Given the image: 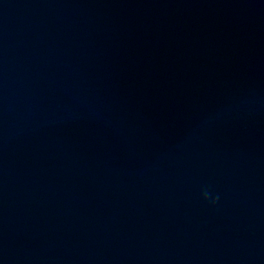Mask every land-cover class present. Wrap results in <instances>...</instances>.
<instances>
[{
  "label": "water",
  "instance_id": "95a60500",
  "mask_svg": "<svg viewBox=\"0 0 264 264\" xmlns=\"http://www.w3.org/2000/svg\"><path fill=\"white\" fill-rule=\"evenodd\" d=\"M0 264H264V0H0Z\"/></svg>",
  "mask_w": 264,
  "mask_h": 264
},
{
  "label": "clouds",
  "instance_id": "9594fccd",
  "mask_svg": "<svg viewBox=\"0 0 264 264\" xmlns=\"http://www.w3.org/2000/svg\"><path fill=\"white\" fill-rule=\"evenodd\" d=\"M200 195L204 201L210 202L213 205L217 202L218 199V197H212V199L209 200V189L207 187L201 189Z\"/></svg>",
  "mask_w": 264,
  "mask_h": 264
}]
</instances>
